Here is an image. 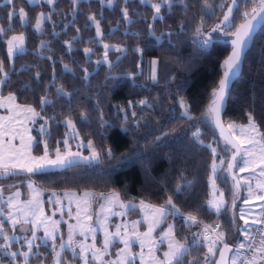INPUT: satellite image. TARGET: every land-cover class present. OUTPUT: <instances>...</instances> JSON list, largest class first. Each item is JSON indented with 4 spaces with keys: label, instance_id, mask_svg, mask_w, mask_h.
<instances>
[{
    "label": "trees",
    "instance_id": "trees-1",
    "mask_svg": "<svg viewBox=\"0 0 264 264\" xmlns=\"http://www.w3.org/2000/svg\"><path fill=\"white\" fill-rule=\"evenodd\" d=\"M228 2L209 0L212 9L202 12L204 0H185L184 4H174L171 10L162 9L164 21H153L150 4H141L139 0H127V3L115 0L112 7L101 5L100 0H79L75 11L71 0H56L52 6L45 0L32 4L27 0L0 3V28L6 30V34L0 35V60L5 62L8 72L7 77L0 73L3 81L0 94H14L18 102L37 109L41 115L38 121L45 119L47 124L42 135L36 122L33 123V153L43 154L45 140L51 154L57 147L64 148V117L73 119L78 133L83 139L91 140L96 151H112V158L103 154L99 161H77L70 167L50 168L32 176L48 188H87L96 191L97 197L112 189L123 197L165 204L171 196L183 215L167 217L173 222L177 239L189 245L185 264L193 257L194 264H204L207 248L202 236L197 244H192L203 222L221 225L219 231L227 234V242L236 243L242 238L238 229L240 220L235 219L230 208L233 185L229 183L226 167L218 172L217 180L226 197L227 211L217 214L207 205L212 157L208 141L211 134L218 138V133L213 122L205 121L203 116L208 112L231 45L226 39L214 38L202 50L195 43V29L201 18L206 33L217 24ZM125 7L129 9L131 23L123 18ZM237 7L234 23L226 30L228 38L243 20V12L251 9V0H239ZM20 8L29 17L23 26L19 21ZM13 11L16 14L10 21L8 13ZM42 11L51 13V19H46L37 32L33 24ZM89 15L100 21L102 37L96 36ZM149 23H154L157 35L172 32L171 38L165 35L157 41L148 34ZM13 31L25 33L26 45L25 51L10 63L4 38ZM69 41L70 49L66 43ZM105 43L125 48L123 52L108 50L111 67L102 61ZM137 47L142 52L135 51ZM85 48L93 49L92 53L86 56ZM151 57L158 60L156 81L150 80L145 70ZM243 58L241 71L227 90L222 117L224 121L245 123L251 113L264 132V25L255 32ZM85 69L90 74L87 79ZM61 86L71 95H58L57 88ZM43 96L51 103L41 106ZM181 100L187 104L191 119L183 115ZM81 113L86 119H81ZM101 115L107 121L103 127ZM197 128L198 139L193 137ZM25 175L18 172L5 178L15 181ZM178 183L184 185L180 192L176 191ZM188 214L197 216L202 223L186 222L184 217ZM39 247L42 252L37 255L45 252L44 260H50L49 246L42 243ZM2 259L8 264L6 257Z\"/></svg>",
    "mask_w": 264,
    "mask_h": 264
},
{
    "label": "snow or ice",
    "instance_id": "snow-or-ice-1",
    "mask_svg": "<svg viewBox=\"0 0 264 264\" xmlns=\"http://www.w3.org/2000/svg\"><path fill=\"white\" fill-rule=\"evenodd\" d=\"M9 3H12V0H8ZM40 0H28L29 4L39 3ZM45 2L52 6L56 3V0H45ZM73 4V11H75V6L78 4L79 0H71ZM101 5L105 3L112 7L115 4V0H100ZM141 4H150L153 10V21H164L165 16L162 14V9L167 7L168 10H171L173 5L176 3L184 4L185 0H139ZM127 3V0H125ZM238 3L239 0H231V4L228 5L227 11L224 13L222 19L218 24H216L209 32H203V28L205 26L203 17L201 18V23L195 29L196 32V45L199 49H207L213 42L212 33L221 31L226 32L227 28H230L235 20L234 9L238 12ZM252 7L250 10H245L242 14L243 23H241L235 30L232 32L233 39L231 41L232 51L230 55L225 59L222 68L224 69L223 75L218 82V86L212 92V101L208 107V113L215 115L218 117L219 112L222 108L223 102L226 97V91L229 88V83L231 79L237 74L239 71L242 56L244 54L245 49L248 47L249 42L253 39V32L256 29L258 24L264 25V0H251ZM204 9L211 10L212 5L209 3V0H204L202 12ZM15 11L9 12L8 17L11 21L12 17L15 15ZM122 14L125 22L131 23V17L129 16V9L127 7L122 9ZM48 19H51V13L40 12L35 18V29L37 32H40L42 29L43 22ZM29 20L28 14L25 12L24 8L19 9V21L23 26ZM88 20L95 23L96 26V36L102 37V32L100 28V21L96 19L94 15H89ZM181 27H183L181 25ZM148 34L150 36H154L157 41H161L165 35L169 37L172 36V32L164 33L161 32L160 35H157L155 32L154 23L148 24ZM79 32V29H77ZM6 34V30L4 28H0V35ZM54 35H58L53 33ZM75 39V37L73 38ZM7 55L8 61L11 62L13 58L18 53H23L25 51V43L26 38L23 33L19 35H12L7 41ZM43 43V42H42ZM69 44V49L71 48V42H66ZM105 53H104V62L109 64V67L112 66L111 61L108 59V49L114 48L116 52L125 51L121 46H114L109 44H104ZM93 49L85 48L84 52L87 56L92 53ZM137 52H142L140 47L135 49ZM119 58V57H118ZM100 63V61H97ZM5 62L0 60V73H3L5 77L8 76V72L5 71ZM157 65L158 60L153 59L151 61V79L153 81L157 80ZM66 70L68 66H64ZM90 74L87 69H85V79ZM135 75V74H131ZM40 74H36V79L39 81ZM3 81H0L2 83ZM58 95H71L64 90L63 86L57 88ZM16 97L12 94H9L7 97L0 98V108L8 107L9 112L13 113L8 117H0V175H15L17 171L26 172L29 174H35L38 172H43L48 168H65L70 167L77 160H83L85 162L88 161H99L102 159V155L106 154L109 158H112L111 149H107L106 153H101L96 151L93 146V142L89 140L87 142L88 148L91 150L90 155L81 156L80 152H72L68 149V139L67 133L65 134L64 146L65 151H61L59 147L55 150V156L52 158L51 153L48 148V141H43L44 143V152L42 155H33V142L34 138L28 135L27 140H25L24 134L20 133L15 127L12 125L17 123V116L19 112H27L31 113L30 117L26 119H32L40 115L33 107L25 106L21 108L20 105L15 103ZM7 102V103H6ZM51 103L46 96L41 97L40 104L41 106ZM140 104H146V101H140ZM129 107H131V102L129 103ZM181 107L185 110L183 115L188 119L192 117L188 114V106L186 103L181 100ZM18 110V111H17ZM133 117L136 116V113H132ZM81 119H86L85 114L81 113ZM67 126L75 132V124L71 119H67L65 121ZM107 121L103 120V116L101 115V127H103ZM217 125L220 126L219 121H217ZM230 128H235L236 125H229ZM40 132L43 135L45 133V128L43 125L40 127ZM27 132V129L24 130ZM223 134V132H222ZM240 134L241 138L236 139L233 142V139L225 138L228 144L232 145V148L235 151L232 154L231 160L227 164L226 171L232 175V170L234 168H239L240 172L251 171L253 173H257V169H259L258 176H253V179H256V190L251 187L250 181H245L248 189V195L251 197L256 194L258 190L261 194H256L257 200L264 201V132L260 130V127L257 125L254 116L249 113L248 115V123L247 125L240 126ZM78 136L79 134L76 133ZM200 135V129L197 128L195 132H193V137L197 138ZM19 138L20 146L17 147L12 143L13 140ZM235 139V138H234ZM202 143V141H198ZM39 143V142H37ZM59 143V142H58ZM247 145V146H245ZM79 147V146H78ZM257 151H259V163H257ZM213 155L216 154V149H212ZM239 158V159H238ZM224 161L221 159V164ZM217 171V165L213 163L212 172L213 176H210V182L213 187V199L207 201L208 207L210 209L215 210L217 214H220L223 211H227L226 201L224 199V193L221 192L219 197L215 196L216 191V181H215V173ZM234 184V192H233V200L232 207H235V200L240 197L241 190V181L235 175H233ZM191 183L190 181L188 182ZM28 187L33 192V198L29 200L24 207L28 209L27 212H24V216L31 215L36 217L37 210L39 209V205L41 203L39 196L40 191L36 189L29 180ZM184 185L177 184L176 191L180 192L183 189ZM15 197H19L20 193L17 191L13 194ZM97 194L93 192H84L82 197H77L75 193H65V196L70 200H75L77 206V213L74 217L77 219L76 225H69V235L67 242L61 240L60 249L63 250L65 246L70 248L73 251V256L75 257L77 254L75 249L79 248V260L82 264H135L137 258H139L140 264H185L184 257L189 252V245L187 243H183L177 239L175 234L174 226L169 225L166 230H164L158 239L153 238L152 233L156 230V228L163 222V220L168 216H177L183 215L180 209L173 202L171 196L168 197L166 203L164 205H153L146 203L144 200L139 202V208L141 212L144 213V222L148 223V229L145 232H139L137 230V225L140 223L139 221H133L131 224L132 231L129 233L127 224H117L115 226V231H109L107 228L108 218L110 215H121L123 216L124 212H115L114 206H119L122 209H135L137 207L136 204L128 202L127 204L122 202L120 199V194L118 192H111L107 195L101 193L99 194V198L104 201L100 205V213H96V224L99 225V230L104 233V240L101 247H97L96 244V232L98 231L97 227L92 225H86L80 222V214L81 212L85 213L86 220H92V216L88 215L89 209L93 202V197ZM245 203H248V199H245ZM83 205V207H81ZM9 209L14 207L13 202L9 200L8 202ZM262 211L260 213L259 219H252L251 224H255L258 226H264V205L261 206ZM23 211V209H19ZM2 211V210H0ZM40 211V218L34 219L32 221V238L26 240V244L31 251L33 240L37 239L35 228L37 224H41L44 226V237H40L41 242H45L47 239L53 241V252H54V264H64L61 259V252L56 251L55 247V232L58 230L59 221H52L51 230L49 229L46 221L51 220V217L43 216L42 209ZM241 216L240 219L244 220V226L240 230L241 235L244 237L243 241H240L234 245H230L227 242V234L224 231H217V229L221 228V225L217 224L215 228H211L210 226L205 225L203 233L196 236V238L192 241V244H197L200 240L201 236L203 241L205 242L204 246L207 247V252L204 254V264H264V227H258L255 229L260 235V241L258 245H254L249 241H254L255 237L252 235L253 229L249 226L250 221L245 218L244 212L245 209L241 208ZM103 213V216H101ZM71 216V212L69 213ZM8 220L14 226L21 223L19 218H13L12 212H8ZM186 221H191L192 224H201L202 221L198 220V217L192 214H188L184 217ZM23 223L27 224L28 220L24 219ZM123 229V231H121ZM4 230L3 224L0 223V233ZM25 230V229H21ZM79 233V235L84 237V240L77 241L75 239V235ZM88 234L92 235V243H85L87 240ZM212 234L215 235V238H212ZM3 239L5 241L4 244L0 245V257H10V261L14 262L17 260V252L12 251L10 249L9 244L7 243L10 239L8 235H4ZM117 242L123 245L122 248H119L115 254L114 259H105L106 256L109 255V249L114 246ZM139 243L140 252H133V244ZM166 243L167 250L163 252L162 257L157 255L159 251L158 245ZM218 245H222V247H218ZM39 248V245H37ZM147 248V254H145L144 249ZM219 252V258H216V253ZM246 252H251L252 255H245ZM90 254V256H89ZM231 254V255H230ZM20 255L24 257V264H28V256L29 252H21ZM195 257L192 260L186 262V264H194ZM0 264H4V261L0 260Z\"/></svg>",
    "mask_w": 264,
    "mask_h": 264
},
{
    "label": "rangeland",
    "instance_id": "rangeland-1",
    "mask_svg": "<svg viewBox=\"0 0 264 264\" xmlns=\"http://www.w3.org/2000/svg\"><path fill=\"white\" fill-rule=\"evenodd\" d=\"M7 1L8 0H0V3L1 2H7ZM40 1H43V0H40ZM153 2H156V1H153ZM229 4H231V0H229L228 4L225 6L224 10L226 8L228 9ZM44 13L47 14V12H45V11H44ZM18 14H19V11H18ZM94 25H95V23H94ZM42 26H43V24H42ZM214 26L210 27L207 32H209ZM33 27L35 29V22L33 24ZM95 30H96V26H95ZM21 33H23V32L13 31V32H10V34H8L7 36H5L4 40H5V45H6V55H7V43H6V41L12 35H19ZM23 34L25 35V33H23ZM212 35H213V38H216V39L217 38L228 39V36H226L225 32L218 31V32L212 33ZM195 37H196V35H195ZM196 39H197V37H196ZM105 44H109V43H105ZM109 45H113V44H109ZM114 46H119V45L114 44ZM122 48H124V47L122 46ZM110 49L114 50V48H110ZM104 52H105V50H104ZM7 57H8V55H7ZM153 59H156V57L150 58V60L148 61L149 62L148 67H147V69H145L147 71L146 73L148 74V77L150 80H151V61ZM102 61H104V56L102 58ZM35 110L38 112L37 109H35ZM20 115L23 117L22 114H20ZM39 117H41V115L32 118V121H31L32 125H33V123L36 122L35 123L36 128L40 129L41 125H43L45 130H46L47 124L45 122V119H42V121H38ZM203 118L205 121H207L209 123L213 122V115L209 114L208 112L203 116ZM67 119H71L72 122L74 123L73 119L70 117H64L63 122L65 123V121ZM17 121H21V119H19ZM26 122L29 123L27 120H26ZM247 123H248V120L245 121V123L234 122V121L233 122L224 121V126H225V128H227L229 135L233 139L234 138L240 139L241 138L240 126L247 125ZM74 124L76 126V123H74ZM65 125H66V129H65L64 136L62 138L63 139L62 146H64V140L66 138L65 134L67 133L68 134L67 139L69 142L68 143V149L70 151L80 152L81 156L90 155L91 150L88 148V145H87V142L89 140H85L81 137V135L78 133L77 126L75 127V132H73L67 126L66 123H65ZM229 125H236V127L230 128ZM76 133H78L79 135L77 136ZM224 137L225 136L222 135V137L218 136V138H217L215 135L211 134V139L208 141V146L210 147V151L212 152L213 148L216 149L215 156L213 155V152H212V157H211V161H210V163H211L210 171L208 173V175H209L208 176L209 194L207 197L208 200L213 199V187H212L210 179H209L210 176H213V172H212L213 163H215L217 165V171L215 173V181H216L215 196L219 197L220 193L223 192V190H222L221 186H219V184H218L217 175H218V172L220 170H224L225 167L227 169V163H228L227 160L229 158V155L231 153H233L232 145L228 144ZM33 138H34V136H33ZM34 141H35V138H34ZM245 146H247V145H245ZM55 150H56V148L52 151L53 152L51 154V155H53L52 158H54V156H55ZM61 151L62 152L65 151V146L63 149H61ZM32 154L35 155L34 153H32ZM39 155H42V154H39ZM221 159H223V161H224L223 164H221ZM77 161L85 162L83 160H77ZM257 163H259V151H257ZM18 172L19 173H25L26 177L17 178L15 181H8V179H6L4 175H0V178H2L1 182H0V210H2V211H0V223H2L3 227H5L3 232L0 233V245L5 243L3 236L5 234L8 235L10 237V239L7 243L9 244L10 249L12 251L17 252V260L14 262V264H24V257H22L20 255L21 252H29V256L27 258L28 264H54L53 241L50 239H47L45 242H41V240L39 239L40 237H44V226L43 225L37 224V226L35 228L37 239L33 240V245H32L31 251L29 250V248L26 244V240L32 238V230H33L32 221L34 219L40 218L41 214H40L39 209H42L43 216L51 217V220L46 221L50 230L52 227V221H59V224L57 226L58 230L55 232V236H56L55 247H56V251L61 252V259L64 262V264H82V262L79 260V251L80 250L78 247L75 249V252L77 254L75 257L73 256V251L70 248H68L67 246H65V248L63 250L60 249L61 240H64L65 242H67L68 235H69V225H76L77 224V219L74 218L76 216V213H77L76 202H75V200H70L68 197H66L65 193H69V194L75 193L77 197H82L83 193L86 191L87 192H93L95 194H97V192L94 190H91V189H87V188L86 189H76V188H74V189H70V188L57 189V188H53V187L48 188V187H45L44 185H42L41 183L39 184V182L36 181V179L32 176V174H29L26 172H21V171H17L16 173H18ZM258 172H259V169H257V173H253L251 171L240 172L238 167L233 169V174L236 175V177L238 179H240V181H241V190H240V197L235 200V207H232V203H231L230 208L233 211V215H234L235 219L240 220V221H238V229L239 230H241L244 226V224H243L244 220L240 219L241 208L245 209V212H244L245 218L248 219L249 221H251L252 219L256 218V213L258 212V209H260L261 205L264 204V201L256 199V194H258V190L256 191V194L249 197L247 185L245 183V181H250L251 187L254 190H256L257 181H256V179H253V176H258ZM226 173L228 174L227 171H226ZM223 175H225V172L223 173ZM29 180H31L34 187L40 191L39 199H40L41 203L39 205V209L37 210L36 217H33L31 215L24 216V212L28 211V209L25 208L24 205L29 200H31L33 198V192L28 187ZM228 180H229L230 185L232 182L233 189H234V183H233L232 179L231 180L228 179ZM17 191L20 193L18 198L13 195ZM114 191L118 192L120 194V199L122 202H124L126 204L128 202H131L133 204H136L137 207L135 209H122L118 205L114 206L113 210L115 212H117V213L124 212L125 214L123 216H121V215H110L108 218V224H107L108 230L109 231H115V226L117 224H127L128 229H129V233H131V231H132L131 224L133 221H139L140 222L137 225V230L139 228L148 229V223L144 222V213L141 212V210L138 206L139 202L143 199L123 197L119 191L112 190V189H109V191H106L103 194L107 195V194L114 192ZM246 198L248 199V203H245ZM224 199L226 201V197H224ZM9 200H11L13 202L14 207L12 209H9V207H8ZM144 201L146 203L153 204L150 201H147L145 199H144ZM102 203H104V201L101 200L99 198V196L97 197V195H96L95 197H93V202L91 204L89 212L87 213L88 215L92 216V220H86L85 219V213L81 212V214H80V222L81 223L97 227V229H98V231L96 232L97 247H101L103 240H104V233H103V231L99 230V225L96 224V213H100V211H101L100 205ZM153 205L160 206V205H164V204H157L156 203ZM81 207H83V205H81ZM19 209H23V211H20ZM9 211L12 212L13 218H19L21 220L20 224H17L14 226L12 223L9 222V220L7 218ZM213 211H215V210H213ZM70 212H71V216L69 215ZM101 216H103V213H101ZM24 219L28 220L27 224L23 223ZM165 220H166L165 221L166 223L169 222L171 225H173V222L169 219V217H166ZM186 222H191V221H186ZM166 223L162 222L156 228V230L152 234L153 238H156V239L159 238V236L162 232L163 224L166 225ZM205 225L210 226V232H211V228H215L217 223L208 224L207 222H203V227H200L199 234L203 233ZM21 229H25V230H21ZM121 231H123V229H121ZM217 231H219V229H217ZM212 238H215L214 234H212ZM75 239L77 241H80V240H84V237L79 235V233L77 232V234L75 235ZM92 239H93L92 235L88 234V237H87V240L85 241V243L91 244ZM11 243H15L16 247H12ZM42 243L46 246H49V248L52 251V255H51L50 260H48V259L44 260V255H45L44 253L45 252H43L41 254L42 256L37 255V253L42 252V251H40V247L37 248V245H40ZM137 246L140 247L139 243L133 244V252L139 251V247H137ZM122 247H123V245L120 244L119 242H117L114 246H112L109 249V255L106 256L105 259H114L116 252L118 251L119 248H122ZM158 248H160L161 250L164 248L167 249V244L166 243L160 244V245H158ZM161 254H162V252L158 251L157 255L161 256ZM89 256H90V254H89ZM3 258H5V257H3ZM6 258H7L8 264H13V262L10 261V257H6ZM0 260L3 261L2 257H0ZM135 264H138L137 259L135 261Z\"/></svg>",
    "mask_w": 264,
    "mask_h": 264
},
{
    "label": "crops",
    "instance_id": "crops-1",
    "mask_svg": "<svg viewBox=\"0 0 264 264\" xmlns=\"http://www.w3.org/2000/svg\"><path fill=\"white\" fill-rule=\"evenodd\" d=\"M9 94L10 93H7V94H0V98H3V97H7V96H9ZM12 95H14V94H12ZM15 96V95H14ZM7 103V102H6ZM15 103L17 104V105H20L21 106V108H23V107H25V106H31V105H29V104H23V103H20V102H18L17 100H15ZM32 107V106H31ZM18 111V110H17ZM13 113H10L9 112V109H8V107H3V108H0V117H8L9 115H12ZM20 114H22L23 115V117L20 115ZM31 116V113H27V112H19V115L17 116V120H19V119H21V121H19V122H17V123H14L12 126L13 127H15L20 133H22V134H24V136H25V140H27V137H28V135H30V136H32V119H26L27 117H30ZM26 120L29 122V123H27L26 122ZM27 123V124H26ZM25 129H27V132H25L24 130ZM33 137V136H32ZM12 143L14 144V145H16L17 147H19L20 146V140H19V138H17V139H15V140H13L12 141ZM51 156H53V155H51ZM48 169H50V168H48ZM233 181V180H232ZM233 192H234V189H233ZM259 192V191H258ZM262 205H264V204H262ZM261 205V206H262ZM261 210H262V208H260V209H258V212L256 213V218L255 219H258V217L260 216V212H261ZM166 220L164 219L163 220V222L164 223H166L165 222ZM244 224V223H243ZM169 225H171L169 222L168 223H166V225L165 224H163V228H162V232L164 231V230H166L167 228H168V226ZM252 225L253 224H251V221H250V227H252ZM140 227V226H139ZM138 231L139 232H145V231H147V229H141V228H139L138 229ZM240 231V230H239ZM161 232V233H162ZM154 233V232H153ZM152 233V234H153ZM240 235H241V232H240ZM242 236V235H241ZM261 238V237H260ZM244 240V238H243V236H242V238H241V240L240 241H243ZM259 241H260V239L258 240V243H257V245L259 244ZM137 247H139V246H137ZM166 248V247H165ZM160 249L159 248V252H162V254H161V256L160 257H162V255H163V252L164 251H166L167 249ZM141 251V249H140V247H139V251L138 252H140ZM144 252H145V254H147V248L146 249H144ZM157 254H158V252H157ZM231 255V254H230ZM137 260H138V264H140V261H139V258H137Z\"/></svg>",
    "mask_w": 264,
    "mask_h": 264
},
{
    "label": "water",
    "instance_id": "water-1",
    "mask_svg": "<svg viewBox=\"0 0 264 264\" xmlns=\"http://www.w3.org/2000/svg\"><path fill=\"white\" fill-rule=\"evenodd\" d=\"M227 11V8L222 12L223 14H222V16L220 17V19H219V21H217V24L220 22V20L222 19V17H223V15H224V13ZM241 23H243V20L242 21H240V23H239V25L241 24ZM239 25H237V26H235V28L230 32V34H229V38L228 39H226V41L231 45V49H230V51H229V53L227 54V56L225 57V59L230 55V53H231V51H232V44H231V41H232V39H233V36H232V32H235V30H236V28L239 26ZM262 25H260V24H258L257 26H256V29H255V31L253 32V37H254V34H255V32L261 27ZM253 40V39H252ZM252 40L249 42V45H248V47L245 49V51H244V54H245V52L247 51V49L250 47V44H251V42H252ZM244 54H243V56H244ZM243 56H242V61H243ZM241 66H242V62H241V65H240V68H239V71L237 72V74L231 79V81H230V83H229V88H230V86H231V84H232V81L239 75V73H240V69H241ZM224 70V69H223ZM222 75H223V73H222ZM222 75H221V77H222ZM220 77V78H221ZM220 80V79H219ZM219 82V81H218ZM228 88V89H229ZM227 89V90H228ZM227 95H228V93H227V91H226V97H225V100H224V102H223V105H222V108H221V110H220V112H219V115H218V117L217 116H215V115H213V126H214V128H216V131H217V133H218V136H221L222 137V135L223 136H225L224 138H228V139H233L230 135H229V133H228V130H227V128H225V126H224V119H223V117H222V112H223V110H224V108H225V102H226V98H227ZM217 121H219V124H220V126H218L217 125ZM222 132H223V134H222ZM235 140L236 139H233V142H235ZM233 150V152L235 151V149L234 148H232ZM232 154L233 153H231L230 155H229V158H228V160H227V162H229L230 160H231V158H232ZM228 164V163H227ZM229 174V173H228ZM230 175V174H229ZM233 170H232V175H230V177H231V179L233 180ZM236 176V175H235ZM233 183L235 184V181L233 180ZM230 244V243H229ZM231 245V244H230ZM220 247H222V245L220 246ZM217 259L219 258V252H217V257H216ZM214 264V263H213Z\"/></svg>",
    "mask_w": 264,
    "mask_h": 264
},
{
    "label": "built area",
    "instance_id": "built-area-1",
    "mask_svg": "<svg viewBox=\"0 0 264 264\" xmlns=\"http://www.w3.org/2000/svg\"><path fill=\"white\" fill-rule=\"evenodd\" d=\"M258 194H260L259 192H258ZM262 211V210H261ZM261 213V212H260ZM259 218H260V216H259ZM258 218V219H259ZM258 227H264V226H258V225H255V224H253L252 225V229H253V232H252V235L255 237V240L254 241H249L250 243H253L254 245H257V243H258V240L260 239V235H259V233L257 232V231H255V229H257ZM244 238V237H243ZM239 242V241H238ZM238 242H236V243H238ZM236 243H234V242H231L230 244L231 245H234V244H236ZM245 255H249V256H251L252 255V253L251 252H246L245 253Z\"/></svg>",
    "mask_w": 264,
    "mask_h": 264
}]
</instances>
